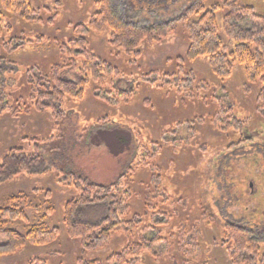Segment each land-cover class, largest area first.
Here are the masks:
<instances>
[{"label":"rangeland","instance_id":"374dc122","mask_svg":"<svg viewBox=\"0 0 264 264\" xmlns=\"http://www.w3.org/2000/svg\"><path fill=\"white\" fill-rule=\"evenodd\" d=\"M194 1L112 0V4L127 24L147 27L177 19ZM225 1L208 0L207 5L217 2L223 7ZM237 2L240 6H252L264 17V0ZM30 3L37 11L39 21L17 19L0 6L3 26L12 28L0 38V163L10 148H21L32 154L37 145L43 157L40 171L44 172L23 173L0 182V206L10 199L21 201L29 196L32 205L25 208L29 221L40 223L41 216H45L47 220L43 222L56 228L58 234L52 243L28 244L13 255L0 257V264H238L219 247L217 227L207 224L201 217L202 207L208 204L213 165L227 150L229 140L235 143L237 138L236 133L228 139L220 131H213L207 119L223 103L224 106L231 105L234 115L250 130L253 142L264 143V114L259 113L256 102L260 83L249 82L237 64L230 77L220 80L212 75L206 58L188 62L185 58L188 44L179 30L161 42L141 43L137 54H125L111 46L110 33L104 30L101 34L89 32L85 36L86 47L117 69L122 77L118 84L134 93L131 102L109 105L105 99L111 97L108 94L111 89L102 87L97 92L99 96L94 97L95 86H90L83 101H65L62 108L68 114L59 123L48 113H27L29 77L47 74L52 65L68 64L69 57L57 45L77 38L76 26L88 27L90 17L97 11L95 0H30ZM226 12L223 9L217 15L219 25ZM221 36L227 43L223 34ZM11 40L31 41V44L8 50L3 43ZM179 66L196 76L187 98L181 94L184 90L177 94V88L164 78L166 74L177 73ZM78 75L76 69L64 70L62 76L75 80ZM219 99H223V103ZM100 118L135 127L154 157L142 172L136 171L132 176L127 173L129 179L124 185L132 196L131 213L125 221L137 218L141 220L140 226L115 235L104 248L90 252L82 248L79 241L66 236L61 220L64 204L80 195L76 188L79 178L101 185L110 184L126 172L132 154L129 149L113 157L105 146L89 144L87 133L96 131L93 123ZM235 163L237 173L230 176L235 186L233 201L226 210L237 225L249 229L255 239H262L264 167L253 166L252 162ZM228 171L233 173L232 168ZM157 177L161 199L172 196L186 198L191 203L181 214L182 223L190 227L186 229L192 228L196 235L195 247L187 253L178 244L180 220H171L158 227L143 217L141 196L152 191ZM241 178L256 179L257 187H251L253 195H248L245 185L240 183ZM154 203L160 205L159 200ZM35 205L40 212L34 209ZM48 206L51 210H47ZM224 206L221 201L218 207ZM12 226L24 234L23 226L17 223ZM252 229L263 232L258 234ZM140 234L151 247L141 252L132 251L134 244H139ZM4 242L5 239L0 238V244ZM118 254H122L120 258L112 257Z\"/></svg>","mask_w":264,"mask_h":264},{"label":"trees","instance_id":"16d2710c","mask_svg":"<svg viewBox=\"0 0 264 264\" xmlns=\"http://www.w3.org/2000/svg\"><path fill=\"white\" fill-rule=\"evenodd\" d=\"M207 2L208 0H195L175 20L160 25L137 27L127 24L120 18L112 0H95L97 11L90 17L88 27L76 26L78 37L69 40L67 44L57 45L58 49L69 57V63L52 65L47 74L29 77L30 101L26 112L48 113L54 122L59 123L68 114L62 108L65 101H83L90 86H95L94 97L99 96L97 92L102 87L111 89L108 93L111 97L105 99L107 104L128 105L133 99V91L121 88L118 84L122 78L121 74L87 49L85 36L89 32L101 34L108 30L111 46L119 48L125 54L133 52L137 54L136 50L141 43L161 42L179 30L184 34L188 44L185 54L188 62L206 58L212 75L220 80L230 77L233 67L237 64L249 82H259L257 109L259 113L264 114V17L256 13L252 6L238 5L237 0H226L223 7L217 2L208 7ZM0 6L17 19L40 20L30 0H0ZM223 9L227 12L219 25L217 15ZM2 19L3 14L0 11V38L12 29L10 25L3 26ZM221 34L227 39V43L223 41ZM27 43L31 44V41L11 40L8 43L4 42L3 46L8 50H18ZM179 68L177 73L166 74L164 78L168 79L166 81L169 84L174 85L173 88H177V94L178 91L184 90L181 94L187 98L196 76L192 71H185L181 66ZM76 69L79 75L75 80L62 76L64 70L67 72ZM111 98L114 99L113 102ZM218 101L223 103V99ZM183 105L186 106V103ZM209 117L207 119L209 128L220 131L228 139L231 134L236 133L237 138L235 143L229 140L227 150L217 157V163L213 165L214 175L207 193L209 198L206 200L208 204L202 207L201 217L207 224L217 227L219 247L231 261L238 264H264V238L255 239L250 230L237 225L226 210L233 201L232 191L235 186L230 176L237 173L235 161L252 162L253 166L264 167V143L253 142L250 130L234 115L231 105L224 106L223 103ZM93 125L96 131L87 133L89 144L105 146L113 157H118L129 149L132 154L126 172L124 171L110 184L101 185L79 178L76 188L79 189L80 195L64 204L61 220L66 236L79 241L82 248L90 252L104 248L115 235L135 230L140 226L141 220L137 218L125 221L131 213L132 196L124 185L129 179L127 173L132 176L136 171L142 172L148 163H151L152 156L154 157V153L145 146L144 137L134 129L135 127L130 128L107 118L97 119ZM34 146L32 154L25 153L21 148L8 150L0 163V182H6L23 173L44 172L40 171L43 157L39 154L37 145ZM229 168L233 169V173L228 171ZM158 178L152 191H146L147 193L141 196L143 217L158 227H163L171 220H180L178 244L187 253L191 247H195L196 235L193 234L192 228L189 231L186 229L190 227L187 223H182L184 220L181 219V214L185 208L191 206V203L186 198L176 199L172 196L161 199ZM256 182L253 178L247 180L241 178L240 181L245 185L248 195H253L251 187L256 188ZM158 200L159 206L154 203ZM221 201L225 206L220 209L218 206ZM20 202L22 204H18ZM29 204L32 205V202L28 196L21 201L19 198L10 199L7 204L0 206V238L5 239V242L0 244V257L13 255L28 244L52 243L57 237V229L43 222L47 220L45 216H41L40 223L29 221L25 209ZM49 206L47 210H51ZM34 209L40 212L38 205H35ZM13 223L23 226L24 234L13 228ZM263 231L254 232L260 234ZM138 241L139 244H134L132 251L141 252L151 247L146 245L147 242L141 234ZM121 255L112 257L120 258Z\"/></svg>","mask_w":264,"mask_h":264},{"label":"flooded vegetation","instance_id":"af4514ba","mask_svg":"<svg viewBox=\"0 0 264 264\" xmlns=\"http://www.w3.org/2000/svg\"><path fill=\"white\" fill-rule=\"evenodd\" d=\"M251 186V185H250Z\"/></svg>","mask_w":264,"mask_h":264}]
</instances>
